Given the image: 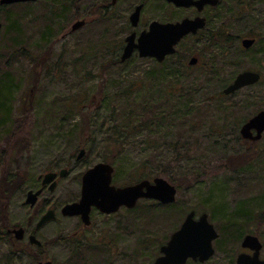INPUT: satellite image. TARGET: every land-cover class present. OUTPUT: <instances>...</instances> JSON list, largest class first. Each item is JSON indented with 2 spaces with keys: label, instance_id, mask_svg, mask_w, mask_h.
<instances>
[{
  "label": "rangeland",
  "instance_id": "374dc122",
  "mask_svg": "<svg viewBox=\"0 0 264 264\" xmlns=\"http://www.w3.org/2000/svg\"><path fill=\"white\" fill-rule=\"evenodd\" d=\"M82 1L35 0L0 9V81L12 86L6 100L12 114L0 127L1 196L7 188L5 168L7 174L19 173L27 181L8 198L9 229L15 222L26 227L27 206L22 201L32 183L38 182L37 176L74 163L78 149L86 148L56 188L39 196L41 213L50 207L56 213L55 219L36 232L43 243L41 252L28 246L27 252L13 254L11 244L3 239L0 264H30L37 255L53 264H80L70 236L76 219L63 216L60 206L78 197V177L86 166L106 162V158L114 167L112 183L117 186L133 183L131 172L137 170L150 175L149 179H167L159 174L166 169L176 183H182L176 186L172 206L140 199L130 210L121 208L104 216L94 212L83 241L105 236L107 243L98 250L87 243L93 250L88 248L81 256L89 264L103 262L99 252L112 262L119 256L125 264H151L190 209L196 216L206 212L219 232L213 241L215 252L203 264H233L238 253L247 251L241 240L248 233L259 237L264 259V134L250 141L239 132L242 123L264 108V0H222L224 4L209 11L208 28H222L233 40L227 48L223 45L227 53L210 46L203 49V37L182 40L178 57L187 62L196 52L202 56L201 66L187 72H182L174 58L158 65L138 53L120 63L122 40L129 32L125 10L137 0H126L115 12L104 10V15L89 0ZM186 15L190 9H170L159 0H148L141 14L146 23ZM82 18L87 23L67 33ZM244 37H255V44L244 48ZM209 64L213 69L220 67V73L208 74L204 66ZM246 69L260 72L261 80L221 100H209ZM199 103L198 115L195 106ZM207 108L210 111L203 115ZM129 111L137 122L149 117L151 127L129 130L119 139L104 121L124 119ZM84 118L93 127L91 132L81 129ZM192 121L195 130L189 127ZM180 134L183 142L178 145ZM2 216L6 217L0 211ZM20 243L15 246H25L27 238Z\"/></svg>",
  "mask_w": 264,
  "mask_h": 264
},
{
  "label": "water",
  "instance_id": "95a60500",
  "mask_svg": "<svg viewBox=\"0 0 264 264\" xmlns=\"http://www.w3.org/2000/svg\"><path fill=\"white\" fill-rule=\"evenodd\" d=\"M33 0H0V5H10L17 2ZM173 2L176 6L189 7L195 5L199 10L206 3L216 5L218 0H167ZM142 4L136 6L131 14L132 24H136L139 18V12ZM85 20H77L71 30H77L84 25ZM205 18L196 16L194 18L184 17L177 21H159L152 20L148 29L143 30L135 41V33H131L125 38V46L120 60L124 61L131 56L134 49L138 50L140 57L154 58L161 62L165 56L173 54L177 43L188 34H195L197 30L203 28ZM2 23L0 22V32ZM255 38L244 37L241 39V45L249 48L253 45ZM197 62L192 57L188 63ZM261 79L260 72L246 69L237 73L234 79L227 84L222 93L231 94L240 88L254 85ZM240 135L244 139L256 141L261 138L264 132V109H260L254 115L249 117L240 126ZM85 153L84 148H80L76 159H80ZM114 167L109 162L99 161L88 168L82 175L81 196L78 201L69 202L62 206L61 214L66 216L82 215L84 221L88 223V214L92 206L97 207L105 213L117 211L121 206L127 208L135 207L140 199H152L162 204H171L176 199L177 188L162 176H155L151 179L143 178L134 183L116 186L112 183V174ZM66 168L57 171L47 170L38 177L41 179L39 188L29 189L26 192L22 205L34 206L39 195L45 187L53 191L57 185V179L64 177ZM55 218L53 209L47 210L39 219L36 228L43 226L46 222ZM14 238L23 239V228L16 222L12 229ZM219 236L213 223L209 221L206 212L200 213L196 217L195 210H189L180 226L174 230L169 239L160 246V254L152 264H184L188 258L204 261L214 254L213 241ZM31 244L41 245V241L34 235H29ZM241 246L253 251L252 254L240 252L237 255L236 264H264V259L260 258L262 243L258 236L248 233L241 240ZM33 264H52L50 259L41 260Z\"/></svg>",
  "mask_w": 264,
  "mask_h": 264
},
{
  "label": "flooded vegetation",
  "instance_id": "af4514ba",
  "mask_svg": "<svg viewBox=\"0 0 264 264\" xmlns=\"http://www.w3.org/2000/svg\"><path fill=\"white\" fill-rule=\"evenodd\" d=\"M33 1H35V0H33ZM87 1V0H86ZM126 0H89V2H88V4H93V6H95L96 8H100L101 9V11H102V15H104V13L105 12H103L104 10L106 11V12H108V11H111V12H113V10H114V12H115V10L117 9V10H119L120 9V7L123 5V4H127L126 2H125ZM147 1L148 0H137L131 7H130V9L129 10H125V12H126V17H125V22H126V27H127V31L129 30V32L125 35V37H124V39L122 40V46H121V53L119 54V61H120V63H123L124 61H126L127 59H129L132 55H134V53H138V50L137 49H134V51H133V53L131 54V56L129 57V58H127L126 60H124V61H121L120 60V58H121V55H122V52H123V48H124V46H125V38H126V36L127 35H129V34H131V33H135V41H137V38H138V36H139V34L143 31V30H146V29H148V26H149V24H150V22L152 21V20H158V19H152V20H150L149 22H144L143 21V17L141 16V14H142V12H143V9H144V7H145V4H147ZM155 1H157V0H155ZM159 1H162L165 5H167L170 9H179V8H184V9H190V15L189 16H182V17H179V18H170V19H167V20H159V21H163V22H166V21H177V20H181L182 18H184V17H190V18H194V17H196V16H202V17H204L205 18V25H204V27L203 28H201V29H199V30H197V32L195 33V34H188V35H186V36H184L178 43H177V45H176V47H175V52L178 50V44L182 41V40H184V39H186V38H190V39H194V40H200L204 35H205V33L206 32H202L204 29H209L208 28V26H209V23H208V20H210V17H209V14H208V12L209 11H211V10H213V8H216L217 7V5L218 4H224V1H222V0H218L216 3H214V4H216V5H210V3H206L203 7H202V9H198L195 5H191V6H189V7H184V6H176L173 2H169V1H167V0H159ZM25 2H32V1H25ZM77 2H80V3H83V1L82 0H72V2H71V0H68V3L70 4V3H74V4H76ZM13 4V3H12ZM139 4H142V7H141V10H140V12H139V18H138V21H137V23L136 24H132V22H131V19H130V16H131V14L135 11V8H136V6L137 5H139ZM123 9H125V8H123ZM128 11V12H127ZM96 13V12H95ZM96 15V14H95ZM83 20H85V23H84V25L87 23V18H82ZM78 20H81V19H78ZM77 21V20H76ZM75 22V21H74ZM73 22V23H74ZM72 23V24H73ZM72 24H71V26H72ZM71 26H70V29L67 31V33H69V32H74V31H72L71 30ZM83 26V25H82ZM81 26V27H82ZM78 30V29H77ZM205 31V30H204ZM256 41V40H255ZM254 41V42H255ZM175 52L173 53V54H175ZM117 53H119V51L117 50ZM172 54H170V55H167V56H165V58L163 59V61L165 60V59H167L169 56H171ZM192 57H195L196 59H197V62L196 63H194V64H189L188 63V61L192 58ZM201 54L199 53V52H196V54H193L192 56H190V58L187 60V62H185L184 60V62L190 67V68H193V67H196V66H201ZM150 58V57H149ZM152 59H154V58H152ZM154 61H156L155 59H154ZM163 61H161V62H158V61H156V62H158V63H162ZM263 134H264V132L262 133V136H261V138L263 137ZM241 136V135H240ZM241 138L242 139H244L242 136H241ZM260 138V139H261ZM260 139H258V140H260ZM245 140H249V139H245ZM258 140H256V141H258ZM250 141H252V140H250ZM82 148H84V147H82ZM85 149V153H86V148H84ZM84 153V154H85ZM77 155V154H76ZM84 156V155H83ZM82 156V157H83ZM82 157L80 158V159H76V156H75V158H74V163H71V162H66V163H64V165H62V166H59V167H57V168H54L52 171H59L60 169H62V168H66V174H65V176L70 172V169L72 168V164H74L75 165V163L76 162H78V161H80L81 159H82ZM99 162V161H98ZM97 163V162H96ZM95 163H93V164H91V165H87L86 166V168L79 174V177H78V181L80 182V191H79V194H78V197H76V198H74V199H72V200H69V201H66V202H64L61 206H60V213H61V208H62V206L64 205V204H66V203H69V202H74V201H78L79 199H80V196H81V184H82V175H83V173L88 169V168H90V167H92L93 165H94ZM40 175V174H39ZM38 175V176H39ZM37 176V181H38V184H37V186L34 188V190L36 189V188H38L40 185H41V179H39V177ZM65 176L64 177H62V178H65ZM61 179V178H60ZM60 179H57V184H58V182H59V180ZM48 186V185H47ZM47 186L45 187V189L44 190H46L47 189ZM57 186V185H56ZM56 188V187H55ZM43 190V191H44ZM42 194V193H41ZM40 194V195H41ZM39 195V196H40ZM38 199H39V197H38ZM38 199H37V202L35 203V205L34 206H32V207H30V206H27L26 207V209H25V213L27 214V218H26V227L28 228H26L25 226H23L21 223H19L20 225H21V227L23 228V239H21V240H24L25 238H27V241H28V243L29 244H27V247L28 246H33V247H37L38 245H36V244H31L30 242H29V235H31V234H34L36 237H37V234H36V232H37V230L40 228H36V224H37V222L39 221V219H40V217L47 211V210H49V209H53V207H50V208H48L46 211H44L43 213H41V208H40V204H39V202H38ZM139 201V200H138ZM138 201H137V203H138ZM137 203H136V205H137ZM135 205V206H136ZM121 208H126V209H132V208H127V207H125V206H121L119 209H121ZM134 208V207H133ZM118 209V210H119ZM117 210V211H118ZM53 211H54V213H55V210L53 209ZM117 211H115V212H117ZM94 212L97 214V215H101V216H104V215H110V214H112V213H114V212H111V213H105V212H103V211H101L100 209H98L97 207H95V206H92L91 207V209H90V211H89V214H88V223L86 222V221H84V219L82 218V215H80V214H78V215H73V216H66V215H63V216H66V217H74L75 219H76V224H75V226H74V231L72 232V234L70 235L71 236V238H72V240H73V250H74V253L76 254V256H77V260H79V262H80V264H89V261L85 258V257H83V256H81V254L83 255L84 254V252L86 251V250H89L88 248H90L91 250H93V248L95 249V250H98V249H104L103 247H102V245H106V241H104V239L106 240V238H105V236H103L101 239H99V240H95V241H92V242H87V243H89V244H91L90 246H92V247H88L87 246V243L85 242V241H83V240H87L86 239V237H85V233L87 232V230L88 229H90V227H92V222H93V220H92V216H93V214H94ZM195 213H196V211H195ZM55 218H56V213H55ZM54 218V219H55ZM51 220H53V219H51ZM16 223V222H15ZM14 223V224H15ZM14 224H13V226H14ZM33 224H34V226H33ZM33 226V227H32ZM31 227V228H30ZM13 229V228H12ZM12 229H9V231H10V233H11V235H13L14 236V233H13V231H12ZM99 233H102L101 231H99ZM219 233V232H218ZM62 237V236H61ZM80 237L82 238V239H80ZM97 237V236H96ZM170 237V236H169ZM38 238V237H37ZM62 238H65L67 241L69 240V236H63ZM39 239V238H38ZM169 239V238H168ZM40 240V239H39ZM41 241V240H40ZM102 241H104V242H102ZM166 242V241H165ZM164 242V243H165ZM163 243V244H164ZM42 242H41V245L40 246H42ZM162 245V244H161ZM242 247V246H241ZM243 248V247H242ZM247 249V251H241V252H246V253H249V254H252L253 253V251L252 250H250V249H248V248H244V250H246ZM159 251H160V248H159ZM90 252V251H89ZM260 253H261V250H260ZM99 254L101 255L98 259H100V261H103V262H100L99 264H125V263H123V262H120V258H119V256H117V259L115 260L114 259V262H112V260H108L107 258L108 257H105V258H102V254L103 253H101V252H99ZM99 254H97V256L99 255ZM117 254H119V253H117ZM160 254V253H159ZM239 254V253H238ZM79 256V257H78ZM157 257V256H156ZM156 257L154 258V260L156 259ZM211 258V257H210ZM210 258H208V259H206V260H204V261H200V260H198V259H196V260H194V259H192V258H188L187 259V261L184 263V264H203L205 261H208ZM260 258H262L261 256H260ZM41 260H46V259H41ZM41 260H37V261H35L34 263H36V262H38V261H41ZM123 260V259H122ZM153 260V261H154ZM192 261V262H189V261ZM236 260H237V256H236V258H235V261H234V263L233 264H236ZM153 261H152V263H153ZM91 262H94L95 263V261H91ZM151 263V264H152ZM33 264V263H32ZM93 264V263H92Z\"/></svg>",
  "mask_w": 264,
  "mask_h": 264
},
{
  "label": "trees",
  "instance_id": "16d2710c",
  "mask_svg": "<svg viewBox=\"0 0 264 264\" xmlns=\"http://www.w3.org/2000/svg\"><path fill=\"white\" fill-rule=\"evenodd\" d=\"M220 4H218L217 6H219ZM6 5H0V9L3 8ZM208 23L210 24V20H208ZM205 30V31H204ZM202 32H206L205 35L203 36V40H205L203 45L204 48L206 49L207 46H210L211 48H218L223 52L227 46L230 44V42H232L233 38L231 37L230 34H228L226 31H224L222 28H211V29H204ZM213 32H215L216 34L213 35ZM256 42V41H255ZM255 44V43H254ZM206 45V46H205ZM218 45V46H216ZM223 45L226 47H223ZM223 47V48H222ZM223 49V51H222ZM225 53H227L228 51H224ZM174 58L175 61L178 60V64L179 67L181 68L182 72H187L189 70H191V68L183 61V58L178 57V50L175 52V54H172L171 56H169L167 59H165L162 63H158L156 61H154L156 64L158 65H163L166 63V60ZM208 68V70H210L208 72V74L210 75H214V74H219L220 73V67L218 69H213L212 64H209L207 66H204ZM226 85L228 84L227 82L225 83ZM225 85V86H226ZM224 86V87H225ZM171 87V86H170ZM223 87V88H224ZM222 88V89H223ZM222 89H220L219 91L213 93L210 97L209 100H221V98H223L224 95L222 93ZM12 91V86L9 85V83H4L2 81H0V127H2V125L6 122L10 120V115L12 114V111L10 109V105H8V103H6V100L9 98V95ZM88 104V103H86ZM89 104L92 106L93 105V100L89 101ZM202 104L199 103L196 104L195 109H197V114L199 115V113L201 112V106ZM207 107H209L211 110L214 111V108L210 107V105H208ZM216 109V108H215ZM151 111V110H150ZM208 108L203 112V115H206L208 113ZM133 111H129V113H126V115L122 116L124 117V119L121 118H115L114 120H105L104 123H107L108 125H110V132H113V134L116 135L117 138H124L129 132L134 131L136 128H139V131H141L143 129L144 126H146L148 129L151 127L150 123L152 122L149 117H147L145 120L141 119V122H137L136 120L134 121L133 118ZM84 123L85 126L82 125L81 129H86L88 130V132H91V129L93 127H91V124L89 122V120L86 118H84ZM190 129L195 130L197 129L196 124L192 121L191 124L189 125ZM183 135L180 134L177 137L176 143L179 145L180 142H183L182 140ZM88 143V142H87ZM183 146H179V148H182ZM85 148V147H84ZM109 161L106 158V162ZM4 166V165H3ZM145 166V164L143 165ZM168 171H166V169H161L159 174H163L167 177V180L169 182H171L172 184H174L177 187H180L182 181H180V183H176L178 182L176 178H174V176H172L170 173H167ZM3 178H4V183L7 185V188L4 190V192L2 193V196L0 194V211H2V213L4 212L5 216H2V219L0 218V240L6 239L10 244H11V250L13 251V254H19V253H24L27 252L26 249H28L27 244L25 246L19 245L18 248L15 246V244H17L19 242V244H21V240H17L16 239H12L11 237V233L9 231V227H10V218L8 215V207H9V201L8 198L9 196L12 194L11 191L15 192L17 191V189L21 186H26L27 185V181H25V178H23L21 175H19V173H15V174H7V170L6 168L4 169L3 172ZM132 177H133V182H136L140 179L143 178H148L150 177V175L147 174H143L141 172H138V170L136 171V173L131 172ZM37 183H32V188H35L37 186ZM36 184V185H35ZM30 186V187H31ZM176 187V188H177ZM11 193V194H10ZM4 194V195H3ZM154 204V203H153ZM173 204V203H172ZM172 204H161V203H156V205L159 206H163V207H168V206H172ZM155 205V204H154ZM43 246V244H42ZM42 246H37V247H33L34 250L39 251V253L41 252ZM38 254V253H37ZM39 255H37V257L34 258L33 262H31L30 264L34 263L37 260H41L40 258H38ZM23 264V263H22ZM29 264V263H27Z\"/></svg>",
  "mask_w": 264,
  "mask_h": 264
}]
</instances>
